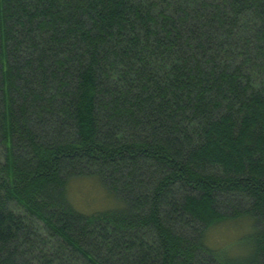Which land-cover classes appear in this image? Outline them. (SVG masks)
<instances>
[{
    "label": "trees",
    "instance_id": "16d2710c",
    "mask_svg": "<svg viewBox=\"0 0 264 264\" xmlns=\"http://www.w3.org/2000/svg\"><path fill=\"white\" fill-rule=\"evenodd\" d=\"M0 153V264H264V0H0Z\"/></svg>",
    "mask_w": 264,
    "mask_h": 264
},
{
    "label": "rangeland",
    "instance_id": "374dc122",
    "mask_svg": "<svg viewBox=\"0 0 264 264\" xmlns=\"http://www.w3.org/2000/svg\"><path fill=\"white\" fill-rule=\"evenodd\" d=\"M0 160L2 161V156L0 153ZM96 182L91 181V182H86L84 183L83 181H76L73 184L76 185L77 187L79 186V190H75V199L77 201V198H79V205L82 209L85 208H92L93 210L96 209L98 204H101V200L96 198L93 199L92 196H97L96 195V190L94 189ZM73 185V186H74ZM76 189V188H75ZM86 190L87 192V198L83 200L82 193ZM77 197V198H76ZM107 197V196H106ZM109 199L108 205L112 206V200L110 197H107ZM81 202V203H80ZM240 231H246V226L243 222L236 224V225H224L220 226L219 228L215 229V231L212 232L214 238L216 239L218 244H221L223 246L229 247V251L235 252L238 249V245L236 243L237 239L239 236L242 234Z\"/></svg>",
    "mask_w": 264,
    "mask_h": 264
}]
</instances>
